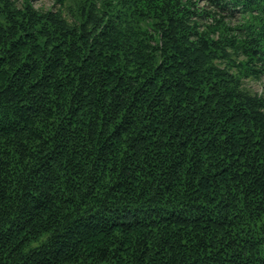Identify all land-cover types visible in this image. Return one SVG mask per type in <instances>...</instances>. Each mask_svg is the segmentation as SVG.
Segmentation results:
<instances>
[{"label":"trees","instance_id":"1","mask_svg":"<svg viewBox=\"0 0 264 264\" xmlns=\"http://www.w3.org/2000/svg\"><path fill=\"white\" fill-rule=\"evenodd\" d=\"M54 4L0 0V264H264V0Z\"/></svg>","mask_w":264,"mask_h":264},{"label":"rangeland","instance_id":"2","mask_svg":"<svg viewBox=\"0 0 264 264\" xmlns=\"http://www.w3.org/2000/svg\"><path fill=\"white\" fill-rule=\"evenodd\" d=\"M35 8L42 9H53L56 10L58 5L54 4V0H32ZM201 8H208L204 5V3H199ZM245 87L251 91L252 93H256L258 95L264 96V78L258 79H245L244 80Z\"/></svg>","mask_w":264,"mask_h":264}]
</instances>
